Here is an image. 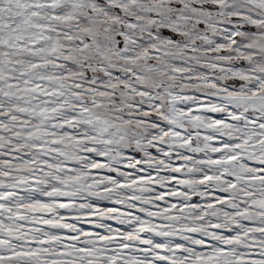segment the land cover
Returning a JSON list of instances; mask_svg holds the SVG:
<instances>
[{
    "label": "snow or ice",
    "instance_id": "snow-or-ice-1",
    "mask_svg": "<svg viewBox=\"0 0 264 264\" xmlns=\"http://www.w3.org/2000/svg\"><path fill=\"white\" fill-rule=\"evenodd\" d=\"M0 264H264V0H0Z\"/></svg>",
    "mask_w": 264,
    "mask_h": 264
}]
</instances>
